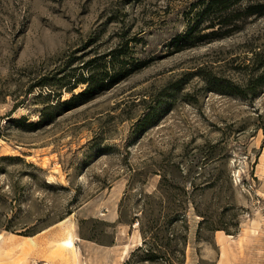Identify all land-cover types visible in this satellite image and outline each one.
Here are the masks:
<instances>
[{"label":"rangeland","instance_id":"374dc122","mask_svg":"<svg viewBox=\"0 0 264 264\" xmlns=\"http://www.w3.org/2000/svg\"><path fill=\"white\" fill-rule=\"evenodd\" d=\"M198 1L0 0L3 238L71 212L77 264H123L156 217L175 242L185 221L181 264H264V83L255 96L225 91L245 82L255 52L264 60V15L173 53ZM131 36L127 59L146 65L59 105L85 87L63 85L71 68ZM20 250L0 244V264H27Z\"/></svg>","mask_w":264,"mask_h":264},{"label":"trees","instance_id":"16d2710c","mask_svg":"<svg viewBox=\"0 0 264 264\" xmlns=\"http://www.w3.org/2000/svg\"><path fill=\"white\" fill-rule=\"evenodd\" d=\"M197 4L200 9L189 17L187 29L176 34L168 43V47L173 53L180 52L201 42H210L231 35L242 28L248 17L264 15V2L255 0H199ZM204 30H208V32L202 33ZM135 39L136 37L131 36L122 44L110 49L106 54H99L87 60L80 66L81 70L78 73L75 72L76 68H71L70 72L63 78V85H70L67 86L69 90H72L78 84H83L85 87L70 98L60 102L59 105L63 106L66 111L81 105L110 89L136 69L146 65V61L131 63L127 59L128 51L132 49L130 44ZM254 58L255 60H251L253 71L248 74L245 82H232L225 91L241 97L247 96L248 91L252 93V96L256 95L257 88L264 83V60H260V52H255ZM115 62L119 64L118 70L113 68ZM110 64L112 66H109ZM83 68H85V72L82 70ZM23 120L13 119L12 121L20 123ZM28 125L35 127L37 124L29 123ZM151 221L157 223L154 226L155 232L148 238L145 237L142 243L131 251L123 264L183 263L188 231L187 225L184 224L185 221L182 220V226L186 229V234L179 236V242H175L178 237L174 232H170L171 228L165 223L158 222L159 219L156 217L152 218ZM5 229L10 231V226H6ZM37 232L29 233L27 231L21 234L32 236ZM227 233L229 232L227 231Z\"/></svg>","mask_w":264,"mask_h":264},{"label":"bare ground","instance_id":"6f19581e","mask_svg":"<svg viewBox=\"0 0 264 264\" xmlns=\"http://www.w3.org/2000/svg\"><path fill=\"white\" fill-rule=\"evenodd\" d=\"M70 216L71 214L68 217L60 219L54 223L53 225L57 226L56 229L44 237L43 242L45 244V249L43 250V255L45 261H56L58 264H77L78 252L74 236V223L69 219ZM12 234H9L3 239L0 234V242L2 241L3 250H5L6 253L12 252L16 249H22L26 252H30L29 249L31 250L32 246L30 242L27 241L30 239H25V241L17 240L14 236L15 233ZM19 252L21 253V250ZM20 258L21 256L16 260L18 261ZM17 261L12 262V264H17ZM2 264H4V262H2Z\"/></svg>","mask_w":264,"mask_h":264},{"label":"crops","instance_id":"0c3cea01","mask_svg":"<svg viewBox=\"0 0 264 264\" xmlns=\"http://www.w3.org/2000/svg\"><path fill=\"white\" fill-rule=\"evenodd\" d=\"M56 227H57L56 225H51L50 227L45 228V229L37 232L36 234H34L32 236H24V235L14 234V236L16 237L17 240L25 241V239H30L27 241L30 242L32 249L31 250L29 249L31 254L29 256H27V259H28L27 264H30V260H35V262H37V263L41 262V263H46V264H58V262H56V261H54V262L45 261L44 255H43V250L45 249V244L43 242V239H44V237L49 235L54 229H56ZM10 234H12V233H10ZM1 238L3 239L2 235H1ZM0 244H2V241L0 242ZM3 252H5V250H3ZM77 257H78V253H77Z\"/></svg>","mask_w":264,"mask_h":264}]
</instances>
